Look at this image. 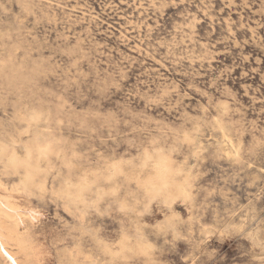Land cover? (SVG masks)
Masks as SVG:
<instances>
[{"label": "rangeland", "instance_id": "1", "mask_svg": "<svg viewBox=\"0 0 264 264\" xmlns=\"http://www.w3.org/2000/svg\"><path fill=\"white\" fill-rule=\"evenodd\" d=\"M0 180L29 264H264V0H0Z\"/></svg>", "mask_w": 264, "mask_h": 264}, {"label": "bare ground", "instance_id": "2", "mask_svg": "<svg viewBox=\"0 0 264 264\" xmlns=\"http://www.w3.org/2000/svg\"><path fill=\"white\" fill-rule=\"evenodd\" d=\"M1 188H2V184L0 183V189ZM15 188L16 187H14V190ZM14 203L15 202H12L7 195L0 194V253L2 255H5L4 257H6V259L9 260L8 263L10 264H29L30 255H28L29 253H27L28 251V248H26L27 246L26 247L23 246L24 242H22V240L24 238V235H22L21 232L18 231L19 228H17L18 222L20 223V221H17L19 219L18 216L19 213H17ZM9 243H14L13 245L15 244L17 245L19 250H21V252L24 253V256H22L23 254L21 255L22 257H25L24 260H21L20 257H18L17 253H15V250L11 249V247L13 246H9ZM26 243L27 242H25L24 244ZM16 251L19 252L18 249Z\"/></svg>", "mask_w": 264, "mask_h": 264}]
</instances>
